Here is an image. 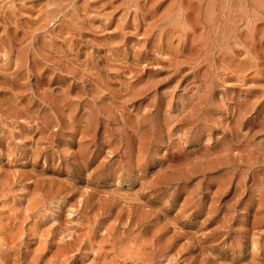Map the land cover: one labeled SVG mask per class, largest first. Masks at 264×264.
I'll return each mask as SVG.
<instances>
[{
	"label": "rangeland",
	"instance_id": "obj_1",
	"mask_svg": "<svg viewBox=\"0 0 264 264\" xmlns=\"http://www.w3.org/2000/svg\"><path fill=\"white\" fill-rule=\"evenodd\" d=\"M0 264H264V0H0Z\"/></svg>",
	"mask_w": 264,
	"mask_h": 264
}]
</instances>
